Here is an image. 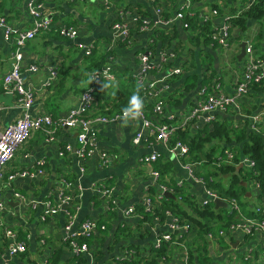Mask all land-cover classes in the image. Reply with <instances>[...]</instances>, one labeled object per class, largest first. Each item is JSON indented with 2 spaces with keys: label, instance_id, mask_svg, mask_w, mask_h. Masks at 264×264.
I'll use <instances>...</instances> for the list:
<instances>
[{
  "label": "crops",
  "instance_id": "0c3cea01",
  "mask_svg": "<svg viewBox=\"0 0 264 264\" xmlns=\"http://www.w3.org/2000/svg\"><path fill=\"white\" fill-rule=\"evenodd\" d=\"M28 1L0 0V18H5L7 25L15 31L30 30L34 20L27 10ZM35 2L39 6L40 16L50 21L51 29L68 26L75 28L78 34L71 39L42 31L23 47L22 79L34 95L32 106L26 112L32 118L44 113L57 119L78 106L89 76L95 71L91 70L94 66L92 61L107 52L110 56L104 66L110 67L115 79L99 85L88 116L109 118L116 113L113 111L116 93L140 94L141 86L135 81L140 71L139 56L149 52L151 58L156 60L161 52H167L173 54V59L160 71L150 72L143 81L144 87L157 93L148 100L151 108L146 109V115L153 122L186 131L187 136L192 138L205 125L197 122L182 127L180 116L195 104L199 89L206 88L210 94L233 93L247 59L246 54L239 59L242 44L246 47L248 42L252 48L254 45L253 55L264 61V22L260 24L253 19H246L245 29L231 27L229 48L224 50L211 40L207 43L202 38L193 40L198 33L184 29L179 21L156 25L158 16L155 6L146 0H109L107 5L100 0ZM248 3V0H190L187 4L185 0L188 8L183 13L192 15L199 23H202L199 16L207 15V24L214 33L224 24H230V19H236L246 12ZM183 4L184 0H164L161 17H173L182 10ZM213 11L217 15H213ZM118 12L122 13L120 17ZM116 22L129 30L127 39L113 33L112 26ZM143 22L147 24L145 29L140 27ZM13 39L14 34L10 39H5L0 29V94H4L3 78L9 72L15 52ZM90 46L93 48L92 58L87 60L84 51ZM32 65L37 70L26 71ZM51 68H56L57 80L53 86L46 87L43 83ZM176 69H180L181 74L174 75ZM158 101L162 103V109L155 113L153 108ZM239 103V115L213 113L212 125L207 127L211 129L213 123L224 120L230 127H242L244 123L250 125V117L264 113V84L260 89L250 88ZM24 112L15 97L10 106L0 102V131ZM171 116L173 120H169ZM94 131L92 152L83 164L82 172L76 156L78 128L57 131L52 142H47L40 131L34 132L5 165L0 178V199L4 206L0 211V220L3 226L12 230L17 240L20 238L26 252L24 256H10L6 248L8 242L2 237L0 229V264H114L128 252L130 246L135 247L137 254L148 255L156 236L167 233L166 225L161 226L156 220L151 224L140 223L139 218L126 217L123 211L143 204L151 196L150 190L158 186V181L150 175L149 167L141 161L154 153L160 155L158 162H170L172 165V171L165 177L167 182L172 179L177 186L181 184L185 192L195 196L199 203L203 200L202 185L189 177V173L196 174L203 170L202 162L182 160L169 152L168 145L155 142L151 137L143 136L141 142L134 145L135 135L143 131L140 120H129L126 126L122 120L97 124ZM259 132L264 137V127H259ZM101 152L107 154L108 164L100 168ZM39 160L45 162L41 176L16 178L8 182L9 175L18 171H32ZM64 182L71 186L63 188ZM102 186L112 189V198L116 202L112 211L116 215L112 218L106 208L108 198L99 193ZM61 188L74 197L70 204L76 215L72 230H76L86 219L100 220L106 226L105 232L97 231L89 239L94 254L93 263L88 256H75L70 250L64 240L66 218L63 215L43 222L41 206L33 209L27 202H20L15 197V194H20L28 202L54 200ZM248 190L245 198L240 200L243 206L235 201L241 218H251L248 215L252 212L255 214L256 208L264 204L254 188L248 187ZM227 209L232 210L230 207ZM196 233L189 232L187 243L191 244ZM206 241L211 264H264V260L260 259L257 235L247 237L236 233ZM98 251L102 255L96 260ZM168 251V260L162 264H183L179 245L170 244Z\"/></svg>",
  "mask_w": 264,
  "mask_h": 264
},
{
  "label": "built area",
  "instance_id": "2783aa9c",
  "mask_svg": "<svg viewBox=\"0 0 264 264\" xmlns=\"http://www.w3.org/2000/svg\"><path fill=\"white\" fill-rule=\"evenodd\" d=\"M74 1V0H69ZM155 6V12L158 16L156 20V25H168L172 24L175 21H179L182 23V27L184 29H188V24L184 22L185 14L184 10L188 8V5L185 6V0L180 12H177L173 17L168 19H164L161 17L163 13L162 4L164 0H146ZM249 3L246 6L248 10L252 4L256 0H248ZM101 3L107 5L109 0H100ZM187 4H189L190 0H186ZM27 10L29 15L33 18V27L27 31H15L9 25H7L5 18H0V29L3 31V35L5 39H10L14 34V45L15 52L12 57V62L10 65L9 72L3 78V90L4 93L12 94L15 98L19 106L25 110L20 118H18L13 123L6 126L2 131H0V178L2 176V171L7 163H9L15 154V152L20 149L23 144L32 136V134L36 131H40L47 142H52L55 140V136L57 131L62 130L64 128L79 129V133L77 135V143L78 149L76 150V156L80 163V171H83V164L87 161V158L90 156L92 152V145L95 141V131L94 127L97 124H107L109 122H118L120 121V117L122 112L114 113L111 117L106 118L103 116L99 117H89L88 112L91 109L92 105L95 103V92L99 85L103 81H113L115 79L112 74L110 67L104 66L103 68L93 71L90 74V78L88 80V85L85 90L81 93L79 97V104L75 108L70 109L63 117L53 119L49 114H40L35 117H31L26 110L30 109L32 103L34 101V95L30 88L25 86L22 79V60L23 53L22 49L31 41L37 34L42 31L51 30V23L44 17L40 16L39 6L36 5L35 0H29L27 2ZM213 15H217V12L213 11ZM118 15L121 16L122 13L118 12ZM189 17H193L192 15H188ZM199 20L202 23H207L209 17L207 15L199 16ZM147 24L143 22L141 24V29H145ZM231 25L229 23L224 24L220 28L216 29L214 33L211 35V40L219 45L224 50L229 48V42L231 39L230 33ZM57 32L60 36L69 37L71 39L75 38L78 34V31L73 27H59ZM112 31L116 36L127 39L129 37V30L125 25L116 22L112 26ZM92 47L85 48L84 54L87 56L91 54ZM245 54L247 59L243 66V72L240 80L237 81L233 93L230 95L226 94H210L208 93L206 88H200L198 91V98L195 104L184 114L180 116L181 126L187 127L189 125L200 122V124L205 126H211L213 121V113H223L226 114L228 112L236 114L241 113L240 109V99L247 94L248 90L255 83L258 84L264 79V61L259 58H256L253 55V48L250 43H246ZM173 54L167 52H161L157 59H152L151 54L148 52L147 54H142L139 56L140 62V71L139 74L135 76V81L139 86L145 88L147 90V98L148 101L152 96H156L157 93H152V91L143 85L144 79L147 75L152 71H160L164 65L171 59H173ZM37 68L35 66H29L26 68L28 72H35ZM174 75L181 74L180 69H176L173 71ZM57 73L56 68H51L48 71V76L45 79L43 85L46 87H51L56 83ZM162 103L157 102L154 105L153 111L155 113L161 112ZM141 121L143 131L139 132L135 135L133 139V144L137 145L143 139V136L151 137L155 142H160L162 144L168 145V150L171 154L178 157H183L187 154L188 148L184 144L180 142H176L172 147L170 145V141L172 135L176 128H172L170 125L165 123H156L147 118L146 112L143 109L142 115L137 118ZM174 117L171 116L169 120H173ZM250 129L256 133L259 132V127L264 126V113L261 115H254L250 117ZM263 137V136H262ZM264 138V137H263ZM69 151V148H65ZM234 155L231 152H226L225 160L228 163L233 161ZM160 158L159 154H151L149 156L142 158V163L149 167L150 175L153 180L157 181L159 178L158 172L152 169V165L157 162ZM45 162L43 160H39L36 163V167L32 171L24 170L14 172L8 176V182L13 181L16 178H35L37 176H41L44 172L43 165ZM108 164L107 154L104 152L99 153V167H105ZM246 166L247 168L253 167L254 163L249 160L247 157H243L239 165ZM190 179L202 185L203 188V200L200 202L201 206H205L210 202H213L215 199H219L223 202H226L233 211L237 214L239 212L238 206L236 205L235 200L233 199H224L219 197L217 192L209 187H207L202 179L195 178L192 173H189ZM64 187H70L71 184L64 182ZM179 187L181 184L178 185ZM63 188H61L55 195L54 200H44L42 202H28L26 198L20 194H15V197L19 199L20 202H27L31 208H36L37 206H41L43 209V213L41 215V221H46L56 215H63L66 218V224L64 226V240L67 242L70 250L76 256L84 255L89 256L90 262L93 263V259L91 258L88 250V246L85 243H78V239L81 237H87L90 234L95 233L97 230V225L94 219H86L82 221L76 230H72L75 225V212L71 207L72 198L67 195ZM256 194L259 193L258 185L254 186ZM160 195L164 197V193L170 191L166 190V188L161 187ZM99 193L108 198V203H106L107 210H114L116 206V202L112 198V189L102 186L99 190ZM264 201V196H263ZM144 204L147 209L150 208V199L147 197L144 200ZM66 207L62 209V206ZM4 208L3 203L0 199V211ZM126 217L133 216L134 211L133 208H128L123 211ZM258 214L264 215V206L262 209L260 207L256 208L255 215ZM170 219L168 224H166V234L161 236H156L154 247L158 248L161 242L169 243L168 233H181L188 235L189 229L188 224L179 223V219L169 215ZM0 229L2 230V237L8 241L7 250L10 256H16L18 254H22L25 252L26 247L24 243L16 241V236L12 232L10 228L3 226L0 220ZM101 230H105V226H101ZM242 234L244 236H255L259 237V252L260 259L264 260V217L259 219L257 217L251 218H241L239 216L238 220L231 224L225 231H220L218 233L219 237H223L225 235L232 234ZM216 238L212 234L207 235V239L213 240ZM181 251L183 252V264H187V249L185 245H180ZM133 252H127L125 255L128 257ZM124 255V256H125ZM124 256L120 257L117 260H122Z\"/></svg>",
  "mask_w": 264,
  "mask_h": 264
},
{
  "label": "trees",
  "instance_id": "16d2710c",
  "mask_svg": "<svg viewBox=\"0 0 264 264\" xmlns=\"http://www.w3.org/2000/svg\"><path fill=\"white\" fill-rule=\"evenodd\" d=\"M246 19L259 21L260 24L264 22V0H256L246 12L242 13V15L236 19H230L229 22L231 27L237 26L241 29H245ZM184 22L188 24V29L193 34L195 32L198 33L193 40L202 38L205 43L210 42L213 32H211L207 23H199L194 17H189L188 15H185ZM64 27L68 28V26ZM58 28L59 27H55L46 32H49V34H56L58 37H63L55 30ZM108 54V52L102 54L97 60L92 61V65L94 66L91 70L94 69L96 71L103 68L110 56H108ZM91 58L92 54L85 55V59L90 60ZM263 84L264 79L258 84L255 83L250 88L260 89ZM194 85L195 83L192 84V87H194ZM140 88L141 91L139 95L143 99L145 107H143V109L146 112V109L150 110L151 105L146 101L148 97L147 90L142 87ZM114 96L116 104L113 107V111H116V113L122 112V110L128 106L131 94L118 92ZM176 142H180L188 148L187 154L181 157L182 160L187 159L191 162H202L203 170L193 174V176L202 179L204 184L215 190L219 197L233 199L239 202V206H243L240 200L245 198V195L249 192L248 187L254 188V186L258 185L259 193L257 196L261 201L263 200L264 138L260 133L251 131L249 123H244L242 127H230L226 120L217 121L213 123L211 129L205 126L203 130L192 138L187 136L186 131H181L177 128L170 141L171 147ZM226 152H231L234 155L231 163L225 160ZM243 157H247L251 160L254 166L250 168L246 166L239 167V162ZM158 160L154 163V171L159 173V178L157 180L158 186L150 190L152 192L149 197L151 203L150 208L147 209L144 203L136 205L135 208H133V216L139 218L140 223L151 224L156 220L162 226L168 224L170 219L169 215H171L178 218L179 223L188 224L189 232H197L196 236L190 244L187 243V235L168 233L169 243L161 242L158 248L154 247V244L151 245L148 255L137 254L135 252V247L130 246L127 251H132L133 253L129 257L125 255L122 260H116L114 264H162L164 261L168 260L166 257L169 252L168 246L172 243L179 246L185 245L187 249V264H211L212 259L208 256L207 249V235L212 234L216 238H220L218 233L220 231H225L231 224L236 222L239 218L238 214L233 210H230V212L229 209L225 208L215 209L213 202L201 206L195 196L189 192H185L181 186H177L174 180L168 179V182L165 180L167 174L172 171V165L170 162L162 163L158 162ZM161 187L170 191L174 198L162 197L159 190ZM70 197L74 200V197ZM95 202L99 203L98 201ZM263 206L264 204L260 209H262ZM112 211L113 210H108L111 216L110 218L116 215V213ZM248 216L257 217L259 219L264 217L263 214H258L256 216L253 212ZM95 222L97 225V230L95 232H102L101 226L105 225L102 224L100 220H95ZM105 231L106 230H103V232ZM93 234L78 239V243H85L88 246V252L92 259L94 254L91 252L89 239ZM158 236H161V234H158ZM18 240L16 239V241ZM18 242L21 241L19 240ZM25 252L22 253V256L25 255ZM101 255V252L98 251L95 255L96 260L100 259Z\"/></svg>",
  "mask_w": 264,
  "mask_h": 264
},
{
  "label": "clouds",
  "instance_id": "9594fccd",
  "mask_svg": "<svg viewBox=\"0 0 264 264\" xmlns=\"http://www.w3.org/2000/svg\"><path fill=\"white\" fill-rule=\"evenodd\" d=\"M103 87H107V85H103ZM143 107V99L138 92L134 93L129 100L128 106L122 110V115L120 117L125 126L129 120L134 121L142 115Z\"/></svg>",
  "mask_w": 264,
  "mask_h": 264
},
{
  "label": "water",
  "instance_id": "95a60500",
  "mask_svg": "<svg viewBox=\"0 0 264 264\" xmlns=\"http://www.w3.org/2000/svg\"><path fill=\"white\" fill-rule=\"evenodd\" d=\"M244 54H245V44H242L241 45V53L239 55V59H241L244 56ZM13 98H14V96L12 94H7V93L0 94V102L4 103L7 106L12 105ZM239 167H242V165L240 164ZM164 197L165 198H171V199L174 198L172 196V194L169 193V192L164 193ZM213 204H214L215 209H218V208H225V209H227L229 207L226 202H223V201H221L219 199H215L213 201ZM65 207L66 206L63 205L62 206V209H64ZM174 234L177 235V232H174Z\"/></svg>",
  "mask_w": 264,
  "mask_h": 264
},
{
  "label": "rangeland",
  "instance_id": "374dc122",
  "mask_svg": "<svg viewBox=\"0 0 264 264\" xmlns=\"http://www.w3.org/2000/svg\"><path fill=\"white\" fill-rule=\"evenodd\" d=\"M240 109H241V107H240ZM232 114H234V115H235L236 113H235V112H233ZM177 234H181V233H177ZM182 255H183V252H182Z\"/></svg>",
  "mask_w": 264,
  "mask_h": 264
}]
</instances>
